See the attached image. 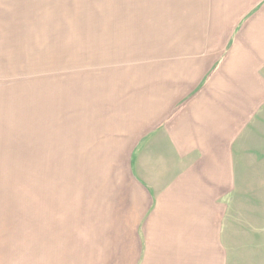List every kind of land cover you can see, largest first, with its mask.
Here are the masks:
<instances>
[{
    "label": "crops",
    "instance_id": "1",
    "mask_svg": "<svg viewBox=\"0 0 264 264\" xmlns=\"http://www.w3.org/2000/svg\"><path fill=\"white\" fill-rule=\"evenodd\" d=\"M146 13L152 25L112 38L97 69L62 89L66 127L80 128L66 143L81 144L64 157L93 160L81 169L92 197L79 216L59 212L84 235L80 261L229 264L236 247L264 262V224L231 218L250 173L240 144L264 111V0H165Z\"/></svg>",
    "mask_w": 264,
    "mask_h": 264
},
{
    "label": "rangeland",
    "instance_id": "2",
    "mask_svg": "<svg viewBox=\"0 0 264 264\" xmlns=\"http://www.w3.org/2000/svg\"><path fill=\"white\" fill-rule=\"evenodd\" d=\"M164 2L0 0V264H82L84 235L74 231L79 225L63 223L61 213L65 204L75 216L82 212L78 202L90 197L94 180L81 169L93 160L64 157L67 145L80 150L81 144L66 143L80 128L66 127L62 89L68 77L81 80L97 69L99 49L104 53L112 38L125 37L129 26L137 31L152 25L155 16L146 10ZM245 135L239 164L250 173L240 175L231 218L262 231L264 111ZM65 232L74 239H61ZM232 250L229 264H264L255 253Z\"/></svg>",
    "mask_w": 264,
    "mask_h": 264
}]
</instances>
